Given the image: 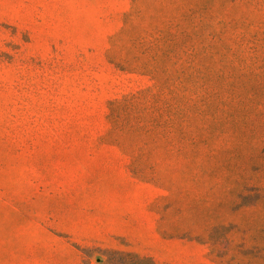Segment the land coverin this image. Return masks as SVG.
Masks as SVG:
<instances>
[{"label":"rangeland","instance_id":"374dc122","mask_svg":"<svg viewBox=\"0 0 264 264\" xmlns=\"http://www.w3.org/2000/svg\"><path fill=\"white\" fill-rule=\"evenodd\" d=\"M264 264V0H0V264Z\"/></svg>","mask_w":264,"mask_h":264},{"label":"trees","instance_id":"16d2710c","mask_svg":"<svg viewBox=\"0 0 264 264\" xmlns=\"http://www.w3.org/2000/svg\"><path fill=\"white\" fill-rule=\"evenodd\" d=\"M107 264H154L149 258H139L130 253L110 252Z\"/></svg>","mask_w":264,"mask_h":264}]
</instances>
